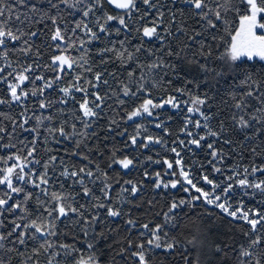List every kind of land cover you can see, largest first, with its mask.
I'll return each instance as SVG.
<instances>
[{"label":"snow or ice","instance_id":"6c2138e0","mask_svg":"<svg viewBox=\"0 0 264 264\" xmlns=\"http://www.w3.org/2000/svg\"><path fill=\"white\" fill-rule=\"evenodd\" d=\"M141 4L144 6L143 10L139 6ZM61 5L64 6L63 9ZM106 6H112L119 11L114 14L109 13L105 11ZM20 8L25 10L20 11ZM77 13H79V19L73 20V27L69 28L65 15L75 16ZM230 14L238 18V26L235 28L232 26ZM92 18H94V23ZM46 19L53 25L50 39L57 42L55 47L62 53H66L69 47L77 48V41L72 39L76 36L77 30L88 37L87 41H79L80 49H84L85 43L107 41L104 47L95 52L100 57L99 65L96 66L100 67L99 71L94 70L93 64L85 59L88 55L87 50L79 58L67 54L52 57V65H56L59 72H63L65 67L72 70L74 65L79 67L87 65L84 68L85 72L92 73V79L82 74L75 76L76 82L84 79L83 85L73 83L69 87L60 88L64 94L58 101L60 104L66 105L69 100H73L79 105L77 111L81 115L76 116L75 112L71 115L81 124L83 131H77L76 123L69 124L68 120H62L56 127L47 126L46 128L53 139L57 135L65 140L73 136L80 137V140L75 141L71 155H80L83 159H88L87 155L76 149H80L82 143L90 136L98 137V133L95 131L89 133L88 129L93 128L102 118L104 105L112 96H117V102L120 105L125 103L124 100L119 99L121 94L124 97H135L140 100L126 113L127 120L151 118L149 122L153 123L156 128L162 129L166 135L169 134L166 123L172 117L161 119L162 112L157 110H163L165 106L179 110L181 105H184L189 114L185 116L184 125L180 129V132L189 138L187 143L185 140H179V144L184 148H188L189 145L200 148L202 142L209 137L222 140L224 144L233 143L231 139L223 138L228 131L224 121H220L218 128H213L211 123L213 114L205 111L215 102L216 97L220 96V87L224 88L225 93L233 102L232 107L237 110L231 115L233 128L239 129L246 141L259 139L264 134V79L258 78V76H264V67L257 74L256 66L246 63L257 58L264 61V0H13L12 7L8 6L7 0H0V50H2L0 60L4 61V64L0 66V74H3L0 75V83L7 84L10 96V99L0 98V104L16 103L23 106L30 94L32 96L39 94L43 97L44 91L52 88L61 79L60 75H57L54 80H46L43 75H36V71L42 67L39 63L35 64V68L32 64L20 65V70L17 71L9 57L8 44L22 41L25 47H22L20 51L25 55L31 54L39 58V48L33 52V38L41 34V29L37 25L45 23ZM188 19H195L199 28L186 27ZM112 22L119 27L111 29L109 25ZM89 23H93V26L89 27ZM14 24L19 26L14 28ZM61 25L64 27L62 28ZM219 26H223L230 40L225 41L227 47L223 54L214 57L213 44L218 40H223V37H218L212 30H217ZM114 33L116 35L124 33V39L118 42L108 39ZM133 33L136 34L134 38L140 40L137 45L131 44L129 40V36ZM181 35L185 39L181 40ZM197 37H204V39L198 41ZM145 38L149 41L153 39L159 41L161 45L159 50L146 46ZM205 40L208 42L205 43ZM193 45H196V55L201 59L195 57L189 59L187 56L186 53ZM141 53L151 59L142 60ZM166 57H175V62H169ZM216 60L219 63H215ZM111 62H119L122 68H128L129 64L133 66L123 73L108 72L103 65ZM44 67H51V65ZM6 68L11 71L5 74ZM192 71L202 74L201 79L198 81L194 78L188 79L186 74ZM29 73L33 75L30 77ZM106 74L118 81L119 93L109 89L108 92L101 94L98 90L101 85H109ZM170 74L173 78L185 81V87L174 88L173 91L180 96L187 95L189 98L183 100L168 94L159 102H155L153 90L163 88L167 91L172 85V80L165 81L163 78ZM121 76L124 78L121 79ZM8 77H12V81H9ZM30 79L33 82L42 81L39 89L31 93L23 88L24 83ZM237 80L245 86L242 94L234 91L230 83V81ZM187 84H193L197 90H200L203 85L204 90L194 93L187 89ZM89 87L92 91H89ZM74 92L82 93L79 100L76 99ZM53 103L45 97L40 100L39 108L50 109ZM27 111L28 109L25 108L21 113L22 121L18 125L24 131L35 133L33 140L29 142L31 147L27 154L22 156L18 152L0 157V163L5 165L0 168V185L8 189L0 195V217H5L6 213L15 214L18 210L21 213L10 221L12 224L10 229L0 232V264H13L15 258H22L24 253L17 245L27 247L28 241H36L38 246L32 248V254L26 259H20L19 264H29V261L39 264V260H33V257L46 255L50 250L57 248V245L46 238L58 235L56 228L58 222L63 223L62 218L68 219L72 225L79 223L82 219L84 225L92 227L95 222L101 220L100 210H104L108 218L128 217L124 221L126 230L131 232L133 229H142L139 235L147 237L139 241L129 238L126 244L120 242L118 249L109 246L108 264H121V261L124 264H129V262L131 264H171L173 261L176 264H264V211L259 208L246 209L242 200L239 204L233 205L230 197L234 189L239 188L242 196L255 198L259 195L262 198L260 202L264 203V179H256L257 173H264V166L253 165L250 169L244 167L243 171L232 169V174L225 176L224 182H217L209 178L208 174L199 177L190 175L191 168L184 165L180 151L172 147L171 151L175 153L177 159L174 162L163 161L167 166L164 175L177 177L176 179L165 180L160 172H156L154 177H150L148 171H145L143 175L145 178L155 180L152 185L154 190L176 189L179 185L188 196L179 200L173 199L167 211L163 213V222L155 223L150 228L151 221L139 223L137 219L130 217L123 210L124 204L131 203V197L142 195L145 188L143 180H124L121 183L119 177L110 176L98 164L95 171L88 166L79 168L73 166L71 170L65 166L59 175L79 185L81 192L73 194L50 191L48 185L51 177L48 173V166L54 164L57 157L50 156L49 161L43 166V173L37 175L32 167L40 163L39 159L34 156L36 141L40 139V126L45 120L51 125L61 115H68V112L60 108L57 109L56 116L43 114L36 116L33 113L30 117L26 115ZM194 116H198L199 119H193ZM30 119L37 121L36 126L25 128ZM190 125L196 130L204 129L205 133L202 135L199 131L190 130ZM113 126L119 127L116 119L109 122L107 131H114ZM15 127L14 124V129ZM68 127L71 131L67 130ZM4 131L5 129L0 127V132ZM126 132L127 129H124L117 134L124 136ZM146 132L147 128L143 124L139 125L135 134L128 136L126 147L136 148L138 146L140 149H148L153 144H166L163 137L142 135ZM44 139L46 141L47 137ZM138 140L141 141L139 145ZM56 142L60 143L59 140ZM214 143L215 141L207 144L212 157L208 163L212 164L213 172L223 174L222 168L213 161L222 162L225 154L222 149H216ZM84 146L86 147V144ZM0 147L15 148L16 145L10 143L0 145ZM117 151L122 152L123 150L112 151L108 168L114 164L120 165L124 170L136 166V156L127 154L117 156ZM189 151H191L190 148ZM250 151L257 154L255 147ZM146 160L160 163L159 160H153L151 156L146 157ZM9 161L13 163L9 165ZM60 163L63 164L64 161L61 160ZM174 163L177 170L168 171L173 169ZM26 168L29 171H25ZM249 176L253 179L249 180ZM97 181H101V196H96L89 187V183L95 185ZM201 181L210 186V190L198 186ZM26 184H31L39 192L34 200L35 207L32 209L27 207V202L33 200V193L25 192L23 185ZM114 184H121L120 192L115 196L112 193ZM193 191L197 195H192ZM12 193L17 195L24 193L23 202L13 201ZM78 195H82L91 203V208L97 210L91 215V219L84 216V211L89 209L85 204H79L76 201ZM73 202H76L78 207H74ZM198 202L219 209L224 216L230 218V223L243 221L247 224L248 230L242 233L245 242L237 244L233 237L224 233L219 217L207 212L203 214L208 217L206 221L200 219L189 235L178 239L173 230L184 227L179 210L186 207L195 210ZM146 203L150 208L153 205L152 200ZM70 214L79 219L73 221ZM3 227H5V219H0V228ZM82 231L85 237L89 236L87 228L82 227ZM117 231L118 228H109L97 233L93 228L92 238L86 240L82 247H77L75 243L59 244V250L53 251L49 256L48 264H53L56 257L63 258L57 261V264H103L101 259L103 252L98 245L101 240H107L108 234ZM41 239L43 242H39Z\"/></svg>","mask_w":264,"mask_h":264},{"label":"trees","instance_id":"16d2710c","mask_svg":"<svg viewBox=\"0 0 264 264\" xmlns=\"http://www.w3.org/2000/svg\"><path fill=\"white\" fill-rule=\"evenodd\" d=\"M8 6H13V0H7ZM47 6L46 4L44 5ZM143 10L144 6L141 4L139 5ZM63 5L61 8L63 9ZM20 11H24L25 9L20 8ZM105 11L109 13H115L119 10L114 9L112 6H106ZM232 19V26L233 28L238 26V18L234 15L230 14ZM65 19L68 22V27H73V20L79 19V13L75 16H67L65 15ZM94 23V18H92ZM93 23H89V27L93 26ZM179 23V21H178ZM19 25L14 24L13 27H17ZM188 28L196 27L199 28V25L196 24L195 19H188L187 24L185 25ZM38 28L41 29V34L38 37H34L33 41V52H35L36 48H39L40 56L39 58L29 54L25 55L23 52L20 51L22 47L25 45L22 41L11 42L8 44V51L9 57L13 64V67L20 70V65H27L32 64L35 68V64L39 63L42 67L36 71V75H43L44 78L54 80L57 75H60L61 79L53 85L52 88L46 89L44 91L43 97L39 94L37 96H32L31 94L29 97L24 101L23 106L11 103V104H0V127L5 129L4 132H0V145L5 144H15V148H5L0 147V157H6L10 154L20 153L22 156L27 154V151L31 147L30 141L33 140L35 133L24 131L18 125L22 121L21 113L24 111L25 108L28 109L26 115L32 116L35 113L36 116L43 115H57V109L64 108L67 110L68 115H61L58 119H56L51 125L47 120L44 121L43 125L40 126L39 136L40 139L36 141V152L34 156L36 159H39V164H34L32 167L34 168L37 175L43 173L44 165L49 161L50 156H56L57 161L54 164H49L48 166V173L51 179L49 180V190L50 191H58V192H71L73 194L81 192V188L79 185H75L72 183L70 179H65L64 177L60 176V172L63 171L64 167L67 166L69 170L72 169L73 166L77 168L82 166H88L92 168L94 171L96 169V165L98 164L101 169H104L109 173L110 176L119 177L121 179V183L124 180H133V181H141L143 180L145 188L143 190L142 195L138 194L136 197H131V203H126L123 205V210L130 215V217L135 218L138 220L139 223L149 222V227L151 228L155 223H162L163 222V213L167 211L169 203L175 199L179 200L182 198H187L188 194L185 193L181 186L178 185L176 189H160L154 190L152 185L154 184L155 180L153 178H145L143 173L148 171L150 177H154L156 172H160L161 176L165 180H172L176 179L177 177H172L171 175L165 176L164 173L167 170L166 164L163 163L164 160H169L174 162L177 157L175 153L171 151L172 147H176L178 151L181 153V157L183 159V163L186 167L191 168L190 175H195L199 177L203 174H208L209 178L216 180L217 182H224L225 176L232 174V169H238L243 171L244 167H248L249 169L255 166H264V134L261 135L259 139H253L252 141H246L244 134L236 128H233L231 115L236 112L237 110L232 107V101L229 99L227 93H225L224 88L220 87L219 92L220 96L216 97L215 102L212 103L210 108H206L205 111L213 114L212 126L213 128H218L220 121H224L225 128L228 130L226 135L223 137L224 139H231L233 141L232 144H224L222 140H215L213 137H209L207 140L202 142V146L200 148H196L195 146L189 145L188 148H184L179 144V140H187L189 139L186 135L180 132V129L184 125V119L186 115H189L186 111V107L181 105V109L175 110L171 109L170 106H165L163 110H157L162 112L161 119H165L168 116H171L172 119L167 121L166 127L168 128L169 134H165L162 129L156 128L153 123L149 121L151 118H137L135 120H127L126 113L130 111L136 104L140 102L139 99L133 97H124L122 94L119 95V99L124 100L125 103L120 105L117 102V96H112L108 99L104 105L102 118L96 122L93 128L88 129V132L91 133L95 131L98 133L97 136H90L89 139L82 143L80 149H76L78 152H82L88 156V159H83L80 155H71L72 150L75 147V141L80 140L79 136H73L71 139L65 140L63 137L56 136L55 139L47 132V126L56 127L58 126L62 120H68L69 124L76 123L77 131H83L81 124L75 121L72 118L71 113L75 112L76 116L81 115L77 109L79 105L73 101L69 100L68 104H60L58 101L63 97V93L60 91V88L69 87L73 83H79L81 85L84 84V79L76 82L74 80L77 74H82L84 77L88 79H92V73L85 72L84 68L87 67H79L77 65L73 66L72 70H69L65 67L63 72H59L56 65H52V57L60 54H67L74 58H79L85 52L88 51V55L85 59H88L90 63L93 64L94 70L99 71L101 70L100 67H96L99 65L100 57L95 54L96 50L99 48L104 47V44L107 42H96L93 41L91 43H85L84 49H80L78 47L79 41L84 40L87 41L88 37L84 35L83 32L77 30L76 36H73L72 39L77 41V48L69 47L66 53H62L60 49L55 47L56 41H52L50 36L53 31V25L51 21L45 20V23L37 25ZM63 28L64 25H61ZM109 27L111 29H115L119 27L115 22H112ZM95 30V28L93 29ZM218 37H223V40H218L213 44V56L218 57L225 51L227 45L225 41L230 40V37L224 32L223 26H219L217 30H212ZM136 36L135 33L129 36V40L131 44L137 45L140 43L139 38H134ZM181 40L185 39L183 35H181ZM108 39L112 40L113 42H118L124 39V33L120 35H116L115 33L109 37ZM204 37H197V40H202ZM146 46H150L151 48L159 50L160 42L156 40H147L145 38ZM208 41L205 40V43ZM219 45L218 47L216 45ZM118 46V45H117ZM175 48V44H173ZM2 51V50H0ZM189 59L195 57L196 59H201L198 55H196V45H193L190 50L186 53ZM162 55V53H161ZM141 59H151L150 57H146L143 53H141ZM169 62H175V57H166ZM203 62V61H202ZM83 63V61H80ZM215 63H219L218 60ZM249 65H255L257 74L262 67H264V61H260L258 58L254 59L253 61L246 62ZM4 64L3 60H0V66ZM46 65H51V67H44ZM133 65L129 64L128 68H122L119 62H111L106 65H103L104 68L107 69L108 72H118L123 73L130 69ZM11 71V69H5V74ZM3 75V74H0ZM33 74L29 73L31 77ZM188 79H195L200 80L202 74L192 71L186 74ZM106 78L109 79V85L104 86L101 85L100 89H98L101 94L104 92H108L109 89L112 91L119 93L120 86L117 80H114L112 77L107 76ZM124 77L121 76V79ZM260 79H264V76H258ZM9 81H12V77H8ZM165 81L171 79L172 85L170 88L165 91L163 88L161 89H154L153 96L156 98L155 102H159L162 98H165L168 94L177 96L178 99L187 100L189 97L187 95L180 96L178 93L173 91L174 88H181L185 87V81L183 79H176L170 75L165 76L163 78ZM14 82V81H13ZM233 90L236 91L238 94H242L245 91V86L242 85L239 80L235 82H231ZM42 81L35 80L34 82L30 79L26 81L23 85L25 90H28L31 93L33 90L39 89L41 86ZM187 89L191 90L194 93H198V91H203L204 87L201 86L200 90H197L193 84H187ZM89 91L92 89L89 87ZM74 95L77 100L80 99L82 93L74 92ZM47 98L48 100L53 101V107L47 110L39 108V102L43 98ZM0 98L10 99L9 90L7 84L0 83ZM223 101V102H222ZM255 103V101H253ZM251 111V109H249ZM112 119H116L118 122L119 127L113 126L114 131L109 132L107 131V125ZM193 119H199L198 116H194ZM14 124L16 125L14 129ZM37 121L35 119H30L29 123L25 125V128L35 127ZM143 124L144 127L147 128L146 133H142V135H152L153 137H163V140L166 141V144H153L150 145L148 149H140L138 146L136 148L126 147L127 138L129 135L135 134L136 128ZM190 130L199 131L200 134H204V129H193L192 126H189ZM127 129V132L124 136H120L117 133ZM68 131H71V128H67ZM249 134H251V130H249ZM45 137L47 140L45 141ZM56 140H59L60 143H57ZM214 143V147L216 149H222L224 152V160L220 163L217 161H213L214 164H217L218 167H221L223 170V174L215 173L212 169V164H209L208 161L212 160L210 155L211 150L207 148L208 143ZM141 141L138 140V145ZM86 144V147L84 146ZM27 145V147L25 146ZM255 147L256 153L253 154L250 149ZM189 148L191 151H189ZM117 151V156L122 155H134L137 157V163L135 167H131L128 170H124L121 168L120 165L114 164L111 168H108L107 165L110 162L111 153L113 150H120ZM22 150V151H21ZM151 156L153 160H159L160 163H153L151 161H147L146 157ZM31 159V158H30ZM63 160L64 163L61 164L60 161ZM92 161V163H89ZM13 161H9L8 164L11 165ZM5 165L0 163V168H3ZM177 170V166L175 163L173 164V169L168 171H175ZM25 171H29V169H25ZM243 178V177H239ZM249 180H252L253 177L249 176ZM256 179L262 180L264 179V173H257ZM18 183V182H16ZM198 186L204 187L205 190H210V186L204 184L203 181L200 182ZM25 188V192H32L33 193V200H29L27 202V207L32 209L35 207V197L39 194L38 190L32 187L31 184L23 185ZM43 187V186H42ZM89 187L92 188L93 192L96 196H101L100 188H101V181H97L95 185L89 183ZM121 184H114L112 187L113 196L120 192ZM5 191H8L6 186L0 185V195H3ZM219 191V189L217 190ZM192 195H197L194 191ZM13 201H21L24 200V193H20L19 195L12 193ZM231 203L233 205L239 204L242 200L244 203V207L247 208H259L261 211H264V203H261V197L257 195L255 198L244 197L241 195V190L239 188L234 189V191L230 194ZM43 198V197H42ZM152 200L153 205L151 208L147 205L146 201ZM76 201L79 204H85L86 207L89 209L84 211V216H87L91 219V215L97 211L96 209L91 208V203L83 198L82 195L76 196ZM12 203V201H10ZM139 204L140 206L137 207L136 205ZM74 207H78L76 202H73ZM182 216V224L184 225L183 228H178L173 230L175 235L178 239H183L185 236L189 235V233L194 229L196 223L199 222L200 219H204L205 221L208 219L207 216L203 215L204 213H212L215 216L219 217V223L222 225V230L228 236L234 238L237 244L244 243L245 238L243 236V232L247 231L249 226L245 224L243 221H236L235 223H230V218L224 216L219 209H216L214 206L206 205L203 202H198L197 207L195 210L190 208H185L179 210ZM21 213L18 210L17 213H6L5 217H0V219H5V227L0 228V232H6L8 229L12 227L10 221ZM72 220L75 221L79 219L73 214H70ZM101 220L94 223L92 227H88L87 225L83 224V220L80 219V222L72 225L68 219L62 218L63 223L57 224L56 232L58 235L56 236H49L46 239L51 241L53 244L57 245L56 249H52L49 251L48 254H42L39 257H33V260L38 259L39 264H48L49 256L53 251L59 250V244H73L75 243L77 247H82L86 240H90L92 238L93 228L95 232L106 231L109 228L117 229V232H112L108 234L107 240H101L98 247L101 248L103 255L101 257L103 264H108V260L110 259V250L109 246L112 248H119L120 242L124 244L127 243V239H132L133 241H139L141 239H146L147 237H141L139 235L142 229H133L131 232L126 230L125 226V219L128 217L122 216L118 218H108L104 214V210H100ZM19 222V221H18ZM66 225H68L66 227ZM83 228H87L89 231V236L85 237L82 231ZM39 242H43L41 239ZM34 246H38V242L36 241H28L27 247L19 246L21 252L24 253V256L17 257L14 259L13 264H19L20 259H26L29 255L32 254L31 250ZM62 257H56L53 260V264H57V261H61ZM29 264H33V261H29ZM121 264H124L121 261ZM131 264V262H129ZM171 264H176L175 261L171 262Z\"/></svg>","mask_w":264,"mask_h":264}]
</instances>
